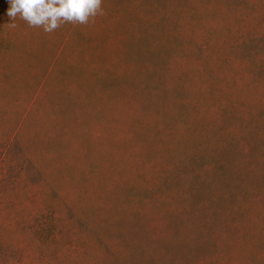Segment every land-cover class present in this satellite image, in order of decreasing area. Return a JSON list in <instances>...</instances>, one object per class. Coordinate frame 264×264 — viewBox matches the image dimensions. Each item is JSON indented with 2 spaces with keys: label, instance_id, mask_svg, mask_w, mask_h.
<instances>
[{
  "label": "rangeland",
  "instance_id": "obj_1",
  "mask_svg": "<svg viewBox=\"0 0 264 264\" xmlns=\"http://www.w3.org/2000/svg\"><path fill=\"white\" fill-rule=\"evenodd\" d=\"M9 6L0 264H264V0Z\"/></svg>",
  "mask_w": 264,
  "mask_h": 264
},
{
  "label": "clouds",
  "instance_id": "obj_2",
  "mask_svg": "<svg viewBox=\"0 0 264 264\" xmlns=\"http://www.w3.org/2000/svg\"><path fill=\"white\" fill-rule=\"evenodd\" d=\"M103 0H8L7 23L15 29L19 18L32 28H42L52 33L66 23L86 25L97 15H103Z\"/></svg>",
  "mask_w": 264,
  "mask_h": 264
}]
</instances>
